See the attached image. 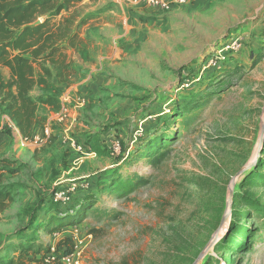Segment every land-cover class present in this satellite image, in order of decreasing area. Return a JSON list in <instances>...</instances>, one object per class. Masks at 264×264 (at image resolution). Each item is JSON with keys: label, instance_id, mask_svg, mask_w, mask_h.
Segmentation results:
<instances>
[{"label": "rangeland", "instance_id": "1", "mask_svg": "<svg viewBox=\"0 0 264 264\" xmlns=\"http://www.w3.org/2000/svg\"><path fill=\"white\" fill-rule=\"evenodd\" d=\"M61 17L79 40L65 66L43 65L53 84L73 76L59 90L74 112L64 131L82 122L91 133L77 164L80 153L69 160L49 140L8 163L1 186L14 200L0 212V243L88 195L80 221L37 230L42 264H264V0H76ZM231 35L240 48L216 59ZM80 178L88 185L68 193L67 208L50 204L53 188ZM128 178L132 190L111 187Z\"/></svg>", "mask_w": 264, "mask_h": 264}, {"label": "trees", "instance_id": "2", "mask_svg": "<svg viewBox=\"0 0 264 264\" xmlns=\"http://www.w3.org/2000/svg\"><path fill=\"white\" fill-rule=\"evenodd\" d=\"M75 1L0 0V105L2 112L9 116L23 137L30 138L37 125L43 126L44 117L39 116L38 107L48 106L54 111L60 108L57 89L50 80L51 71L43 63L65 66L64 49L76 46L79 36L77 31L69 30L71 19H57L63 8ZM38 19L41 21L38 22ZM37 64L41 66L42 71H37ZM4 68L9 71L7 78L3 74ZM223 71L227 74L231 72L227 67L223 68ZM64 74L66 72H63L62 76ZM35 86L39 87L42 93L33 96L30 91ZM186 109L189 112L192 107L186 106ZM155 143L160 147L169 145L165 138L157 139ZM8 163L7 159H0V212L14 200L11 191L1 186V176ZM115 186L128 192L135 187V182L130 178L117 180L111 187ZM91 205V198L87 195L81 201L79 209L73 210L71 214H54L48 218L46 225L39 224L29 232L16 231L14 240L5 244L7 249L10 248L9 253L7 249L0 251V264H42L43 256H46L49 249L42 245L34 246L37 230H46L50 226L60 227L66 221L78 222L81 220L79 216L83 209ZM60 206L56 204V207ZM70 215L76 217L74 221ZM66 218L69 219L65 220ZM65 251L71 253L72 248ZM11 253L14 254L10 256Z\"/></svg>", "mask_w": 264, "mask_h": 264}, {"label": "crops", "instance_id": "3", "mask_svg": "<svg viewBox=\"0 0 264 264\" xmlns=\"http://www.w3.org/2000/svg\"><path fill=\"white\" fill-rule=\"evenodd\" d=\"M129 1V0H127ZM67 62L65 61V64ZM6 69V68H5ZM8 70V69H7ZM73 76H66V74L63 75L62 82L55 81V87L57 89V97L60 100V108L58 110H51L48 106H40L38 107V113H40V109L45 110L43 114H41L44 117V123L43 126L37 125L30 136L28 138V142L26 145L21 143V137L23 135L19 131L18 128H11V129H6V127H1L2 123L0 121V159L5 158L10 162H19L21 159H25V157H29V159H32L31 154L34 152V150H39L42 146V148L48 147L47 145L43 146L44 141H43V133L46 131H49L51 134V137L49 141H51L53 144L57 142H61L65 144L67 148H69L70 152V159L71 160L73 157H76L77 152L74 151L68 140V134L70 133L64 131V127L67 126V124H72L74 121L73 119V114L74 112L70 110V104L69 102L63 103L60 97L59 90L62 89L64 92L71 89L72 85L68 86V83H66L67 78L71 79ZM63 92V93H64ZM39 93H42V90L35 86L31 91L30 94L33 96L38 95ZM66 115H69L68 118H66ZM62 117V118H61ZM63 119L62 122H60ZM60 122V123H59ZM77 129H75V134L74 135L77 143L81 145L80 143L83 141V138L91 133V130L88 128L87 125H84L82 122L77 123ZM54 126V127H53ZM74 131V130H73ZM50 142V143H51ZM84 148V147H83ZM29 155V156H28ZM4 173V172H3ZM5 178V174H2L1 176V181ZM52 206H56V204L52 203L49 201ZM6 208L2 211L5 212ZM4 240L1 241L0 247L4 246L6 244ZM14 253H11L13 255Z\"/></svg>", "mask_w": 264, "mask_h": 264}, {"label": "built area", "instance_id": "4", "mask_svg": "<svg viewBox=\"0 0 264 264\" xmlns=\"http://www.w3.org/2000/svg\"><path fill=\"white\" fill-rule=\"evenodd\" d=\"M129 1H131L132 3H144V4H148V5H153V6L167 7L173 3L181 4L185 0H129ZM40 21L41 20L38 19V22H40ZM240 46H241V42L236 37H234L232 35L229 36L224 42H222L218 45V48H217V51L215 54V56L218 58H216V59L223 58V56H225L224 54L228 51H231V52L237 51L240 48ZM75 102H76L77 107H79V108L82 107L84 104L83 100H76ZM1 119L5 122V125H7V127L9 129L17 128L5 112L2 113ZM49 139H50V132L46 131L45 132V139L43 141L47 142ZM20 140H21V143L24 145H26L28 142L27 141L28 138H26V137H21ZM67 140H68L71 148L74 151H76L77 154H79V153L81 154L80 156L75 158L74 164H77V162H79V161L82 162V157H84L83 155L85 154L83 147L77 143V141L73 135L70 136V134H68ZM73 168H75V167L71 166L68 169V171L70 172ZM64 184H66L67 186L66 185L65 186L59 185L60 187L53 188L52 193L49 194V199L52 201V203L59 204V205L63 206L71 200L70 196L68 197L69 192L73 193L76 190V188H78L80 186L85 187L88 185L87 182H85V180L82 178L77 179V180L68 179L67 181H65ZM55 185H56V183H55ZM47 255L48 254H46V257L44 258V260L49 263L50 260L48 259L49 257ZM70 256L69 255L63 256L62 259L64 261H68Z\"/></svg>", "mask_w": 264, "mask_h": 264}]
</instances>
